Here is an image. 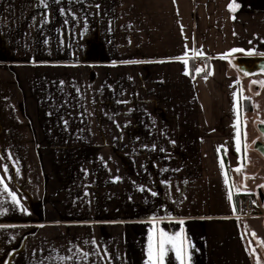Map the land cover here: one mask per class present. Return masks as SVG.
Here are the masks:
<instances>
[{"label":"crops","instance_id":"0c3cea01","mask_svg":"<svg viewBox=\"0 0 264 264\" xmlns=\"http://www.w3.org/2000/svg\"><path fill=\"white\" fill-rule=\"evenodd\" d=\"M242 56H264V0H0V264H147L161 229L184 264H264Z\"/></svg>","mask_w":264,"mask_h":264},{"label":"snow or ice","instance_id":"6c2138e0","mask_svg":"<svg viewBox=\"0 0 264 264\" xmlns=\"http://www.w3.org/2000/svg\"><path fill=\"white\" fill-rule=\"evenodd\" d=\"M233 6L230 4L229 8L231 9ZM232 51H242L233 49ZM182 59V58H180ZM186 63V61H185ZM197 72L203 71V69H196ZM188 74V73H186ZM211 74V73H209ZM207 79V76L205 77ZM253 83H260L264 84V81H253ZM261 123H264L262 121ZM7 166H5L6 169ZM237 171H240V169H237ZM0 182H2V178H0ZM5 191H7V187L5 186ZM12 196V200L14 203H19V200L17 199L15 193H10ZM155 195V193H153ZM180 224H183L184 221H179ZM183 232V229H181L180 233H176L173 235H169L167 232H165L163 229L159 231V239L156 246V252H155V259H153V244H152V237H149V245H148V256L149 259L147 261V264H164L165 257L169 251H174L175 253V259L179 260L181 264H184L183 262V254H184V248H183V242L181 240V234ZM87 243V242H86ZM171 246V247H169ZM191 247V245H189ZM87 255L86 253L84 254Z\"/></svg>","mask_w":264,"mask_h":264},{"label":"water","instance_id":"95a60500","mask_svg":"<svg viewBox=\"0 0 264 264\" xmlns=\"http://www.w3.org/2000/svg\"><path fill=\"white\" fill-rule=\"evenodd\" d=\"M234 63L237 67H239L241 70L245 71L246 73H254L257 71L264 72V56L237 57L234 60ZM260 128L264 134V124L260 125ZM257 147L259 148L260 152L264 154V144L262 142H258Z\"/></svg>","mask_w":264,"mask_h":264},{"label":"built area","instance_id":"2783aa9c","mask_svg":"<svg viewBox=\"0 0 264 264\" xmlns=\"http://www.w3.org/2000/svg\"><path fill=\"white\" fill-rule=\"evenodd\" d=\"M200 64L204 65V62H200ZM242 211L244 215L251 216V215H259L260 212L258 211V205L256 204L253 198H246L243 201Z\"/></svg>","mask_w":264,"mask_h":264},{"label":"rangeland","instance_id":"374dc122","mask_svg":"<svg viewBox=\"0 0 264 264\" xmlns=\"http://www.w3.org/2000/svg\"><path fill=\"white\" fill-rule=\"evenodd\" d=\"M259 141L264 144V136L262 137V135H261V138H259L257 142H259ZM260 214H262V212H260Z\"/></svg>","mask_w":264,"mask_h":264},{"label":"trees","instance_id":"16d2710c","mask_svg":"<svg viewBox=\"0 0 264 264\" xmlns=\"http://www.w3.org/2000/svg\"><path fill=\"white\" fill-rule=\"evenodd\" d=\"M203 75H204V73H203ZM244 198L246 199V198H251L249 195H244Z\"/></svg>","mask_w":264,"mask_h":264}]
</instances>
